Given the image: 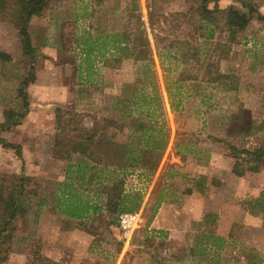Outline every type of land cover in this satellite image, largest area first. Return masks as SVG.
Wrapping results in <instances>:
<instances>
[{
  "label": "crops",
  "instance_id": "obj_1",
  "mask_svg": "<svg viewBox=\"0 0 264 264\" xmlns=\"http://www.w3.org/2000/svg\"><path fill=\"white\" fill-rule=\"evenodd\" d=\"M231 3L232 0H218L220 7ZM259 9L264 13L263 4ZM121 35L114 30L98 45L107 50L97 52L102 71L94 69L95 56L86 48L77 61L70 56L65 63L56 66L46 62L30 84V89L37 91V102L30 97L26 117L2 133L7 141L20 144L23 173L28 175V170H35L30 175L44 177L47 184L43 193L37 194L31 219L23 227L19 226V237L14 240L20 246L34 243L40 254L53 264H159L160 260L162 264H264L263 220L251 215L241 202L250 195L257 197L264 190V164L258 172L235 176L231 171L234 159L227 151H220L219 140L210 136L199 141L198 146L196 139L182 144L176 133L179 125L173 120L168 121L167 134L162 126L154 125L158 123L151 118L148 120L154 110L161 116H173L178 107H172L168 101L171 93L163 80L164 71L154 44L149 45L147 55L133 57L131 53L136 48L131 47L128 36L124 41ZM80 42L75 45L83 46ZM122 56L141 63L139 68L146 79L156 74L157 84L147 80L145 89L141 90L134 78L122 90ZM262 71L264 69L247 68L244 72L243 69L242 80L244 74L251 79ZM101 72H107L110 78L103 80L109 87L106 96L111 103L90 110L94 106L92 100L85 97L86 84L94 74L102 78ZM74 75L76 82L70 81ZM48 77L50 86L55 87L54 106H66L81 113L83 132L95 134L87 149H71L65 161L55 156V140L60 135L58 121L43 119L46 113L54 117L52 107L45 109L43 89ZM200 79L206 84H217L207 82L204 77ZM154 94L157 95L156 107ZM139 95L143 102L140 107ZM123 96H128L130 106L122 104ZM240 96L243 107L251 114L260 110L249 104L250 86H243ZM135 111L147 118L138 119ZM257 117V122H264V116ZM198 128H203L202 124ZM162 135L166 136L159 138ZM256 135L264 139V128ZM15 136L16 141L12 139ZM255 178L261 180L257 185H263L262 189L251 187V180ZM54 179L55 184H52ZM108 198L114 200L117 214L141 212L144 217L148 215L146 229L131 237H124L114 228L103 231L100 227L99 231L92 232L90 226L96 224L95 219L99 221L98 216L106 221L116 214L108 210ZM131 208L134 209L127 210ZM147 237L164 246L161 251L155 250L161 256L152 261L150 253L155 252L154 246L145 244ZM24 251L25 255L29 254ZM250 252L257 254L260 260L250 261Z\"/></svg>",
  "mask_w": 264,
  "mask_h": 264
},
{
  "label": "rangeland",
  "instance_id": "obj_2",
  "mask_svg": "<svg viewBox=\"0 0 264 264\" xmlns=\"http://www.w3.org/2000/svg\"><path fill=\"white\" fill-rule=\"evenodd\" d=\"M251 1L255 4L264 3V0ZM204 3L209 9L214 8L213 15L216 17L214 23H207L201 17L200 7ZM234 6L242 9L239 3L234 2ZM223 8L214 0H51L48 8L43 11V17L33 16L28 23L32 44L37 47L35 48L37 50L33 60L35 61L34 65H28V56H23L17 29L14 25L9 20H0V51L10 54L12 58L10 61H0V123L5 119V111L17 112L21 110V98L18 95L17 88L29 68H34L36 77L38 70L44 67L46 62L49 65L52 63L56 66L61 62L65 63L70 56L77 61L83 55V49L86 48L91 50V56H95L92 66L94 69H100L102 64L98 63L97 52H105L106 48L98 45L106 35L112 34L115 30L122 33L121 37L124 38V35L129 37L131 47L136 48L131 53L133 57H136L139 52L147 55L150 53L149 45L154 44L159 64L164 71L163 80L165 85L168 86V92L171 93L168 101L172 107H178L173 116H161L158 115V110H154L147 118L135 111L137 116L139 115L138 119L140 117L147 118L150 121L152 119L154 123H158L154 125L162 126L166 134L168 133V121L173 120L176 125H179V128L176 129L178 142L189 144L196 139L194 142L198 146L199 141L202 142L206 137L211 136L222 143H219L221 146L220 151H227L232 156L226 140L241 146L242 133L237 132L239 126L238 122L233 120L232 112L236 109V104L233 102L235 98L242 103L240 94L243 86H250L249 104L260 108L257 113L251 114L252 117L258 120L257 116L261 118L264 116V71L260 75L256 74L251 79H247L244 74V81L242 80L243 69L244 72L247 68L253 69V71L258 68L260 70L264 69V27L262 21L252 18L254 21L249 22L246 30L238 34V42L230 44L227 58L219 61V71L224 75L222 80L218 81L217 84H206L200 77H204L203 66L206 59L213 52V43L217 41L221 44V47L217 49L218 52H215L216 55L223 56L226 52L225 39L228 31L224 25V17L219 12ZM246 10L244 9V11ZM149 12L150 16H148ZM148 19L152 23L151 26ZM211 27L214 29V37L207 38V30ZM211 40H213L212 43H210ZM79 41L83 42V46L77 47L75 45ZM129 56H122V90H124L126 84L130 83L129 80L134 78L138 80L137 87L141 90L145 89L147 80L157 84L159 78H156V74L149 75L146 79L139 68L142 64L133 63L128 59ZM102 70L103 68H101ZM135 70H137V73H135ZM101 76L102 78L97 77V74L92 75L86 84L87 95L85 97L88 101L89 99L92 100L94 106L90 110L111 103L109 102L111 99L106 96L109 87L105 83V80H110V78H108L107 72L106 74L101 72ZM189 76L196 78L190 81L186 79ZM48 81L49 77L46 78L45 82ZM70 81L76 82V75ZM30 84L27 88L28 100L31 97V100L37 102V91H34V88L31 90ZM147 87L149 91L150 85ZM53 88L55 89L54 85L50 86V82H48L43 90L45 91L44 99L47 104L45 109L52 107L54 117L51 118L46 113L47 117H43V119L57 120L58 125H60L63 117L61 118L58 115L56 109L61 108L64 110L66 106H54L56 102L52 97ZM188 92L190 93L187 94ZM193 93L198 94L192 95ZM156 96L154 94L152 97L154 107L157 105ZM141 98L142 96H137L139 107L143 104ZM149 98L150 96H148ZM127 99L128 96H123L122 104L126 107L130 106ZM77 107L79 108V103ZM124 116L126 118V115L123 114ZM237 117H240V114H237ZM109 118L113 119V117ZM200 124L203 126L201 129L198 128ZM165 136L162 135L159 138L163 139ZM58 137L63 136L60 134ZM252 138L251 136L248 137L249 142L253 141ZM12 139L16 141L17 137L15 136ZM13 144L20 145L18 143ZM202 147L207 146L203 144ZM20 164V158L15 154L12 147L0 146V185L4 176L24 172L23 165ZM28 171V176L35 173V170ZM31 177L32 180L27 185L28 189L35 194L43 193L44 187L47 186L45 178ZM55 180L52 184H55ZM251 182V187L255 188L261 180L257 181V178H255ZM126 184L129 186V182H126ZM262 186L260 184L257 188L262 189ZM250 198H252L251 195L241 202L244 203ZM31 217L32 211L30 210L18 223L5 260L0 261V264H51L41 260V254L39 256L38 253L40 252L36 249L38 246L36 247L34 243L29 242L27 245L20 246L17 240H14V238L18 239L19 237V226L20 228L23 227ZM98 217L100 218L99 221L95 219L96 224L90 226L92 232L99 231L100 227L103 231L114 228L116 232H120L124 237H131L135 232L142 233L146 229L142 227L129 235L120 230L117 218L108 217L106 222L105 218ZM147 217L148 215H145L144 218ZM140 237L141 235H139ZM144 240L145 244H149L151 247L154 246V251H161L164 248L163 245L153 242L148 237ZM24 250H27L29 254L25 255ZM157 251L150 253L151 261L155 260V257L161 256ZM170 253H173V250ZM163 257L166 256L163 255ZM162 263L163 261L160 260L159 264Z\"/></svg>",
  "mask_w": 264,
  "mask_h": 264
},
{
  "label": "trees",
  "instance_id": "obj_3",
  "mask_svg": "<svg viewBox=\"0 0 264 264\" xmlns=\"http://www.w3.org/2000/svg\"><path fill=\"white\" fill-rule=\"evenodd\" d=\"M204 1V0H203ZM216 3L218 0H214ZM235 3H239L241 8L235 7L234 2L228 6L220 9V13L224 17V25L228 31L226 42V52L223 56L216 55L218 48L221 44L217 41L214 42L213 52L209 55L204 63V79L207 82H218L223 78V73L219 71L218 64L220 59H226L228 56V50L231 43L238 42V34L244 32L252 18H256L263 22L264 27V13L260 11L261 4H255L251 0H232ZM51 0H0V20H9L17 29L18 37L21 43V50L23 56H28V65H34L35 52L37 47L32 44L31 33L28 30V23L33 16L39 18L43 17V11L48 8ZM264 5V3H262ZM136 8V6H135ZM244 9H247L244 11ZM214 8L209 9L205 3L200 7L201 17L207 21V23H214L216 17L214 14ZM150 16V12L148 13ZM149 25L151 26V21ZM207 38L214 37V29L211 27L207 30ZM203 35V34H202ZM122 39L125 41L127 36L124 35ZM213 40L210 41L212 43ZM126 49V47H124ZM123 48V49H124ZM145 56L141 52L136 57ZM216 56V57H215ZM12 58L10 54L0 51V61H10ZM35 73L34 68L28 69L27 74L23 80L19 83L17 88L18 95L21 98V110L12 111L7 110L4 113V121L0 123V146H10L15 150V154L21 157V146L8 142L2 137V133L7 131L18 124L29 112V100L27 88L29 84L34 80ZM236 109L232 112V117L235 122H238L237 132L242 133L241 146L236 143L226 140L231 155L234 159L232 166V173L235 176H243L247 172H258L264 164V139L257 137V132L264 128V122H257L251 112L243 107V104L236 98L234 99ZM58 115L63 117L60 122L59 129L60 134L63 137H58L55 140V156L65 161L70 156V150L84 151L92 144V137L95 134L84 133L81 126L83 116L70 109L57 108ZM240 114V117H237ZM12 120V121H10ZM248 135V136H247ZM253 137L249 142L248 137ZM79 138V140H76ZM204 178V177H201ZM32 180L31 176L24 174H12L4 176L0 185V261L5 260L6 253L8 252L10 245L13 241L14 233L17 230L18 223L22 218L32 210V205H36V195L30 191L27 187L28 183ZM212 182H216L212 180ZM108 210L115 212V218L118 221L117 207L112 198L107 200ZM244 208L254 216H260L263 220L264 227V190L259 192L257 197L247 199L243 203ZM127 209V210H132ZM35 214H38V209H35ZM40 256V253H38ZM37 255V257L39 258ZM41 260L46 263L53 264L52 260L41 254ZM248 258L252 260H260L259 256L255 253H248ZM34 264V263H31Z\"/></svg>",
  "mask_w": 264,
  "mask_h": 264
},
{
  "label": "built area",
  "instance_id": "obj_4",
  "mask_svg": "<svg viewBox=\"0 0 264 264\" xmlns=\"http://www.w3.org/2000/svg\"><path fill=\"white\" fill-rule=\"evenodd\" d=\"M118 226L122 232L131 235L147 226V220L141 212H122L118 215Z\"/></svg>",
  "mask_w": 264,
  "mask_h": 264
}]
</instances>
